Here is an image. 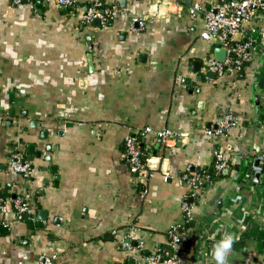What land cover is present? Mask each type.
Returning <instances> with one entry per match:
<instances>
[{"label": "crops", "instance_id": "crops-1", "mask_svg": "<svg viewBox=\"0 0 264 264\" xmlns=\"http://www.w3.org/2000/svg\"><path fill=\"white\" fill-rule=\"evenodd\" d=\"M37 1L0 0V196L23 195L33 210L26 222L12 212L0 220V264H144L173 227L181 264H217L226 235L227 264H264L262 241L234 249L245 217L264 230V175L249 178L264 158V13L232 37L252 42V61L218 76L205 63L222 46L202 38L206 22L188 8L236 0H100L118 8L107 26ZM225 115L236 125L208 136ZM146 128L147 168L132 174L125 141ZM164 129L181 136L166 144ZM17 149L32 163L29 182L8 165ZM215 151L228 168L193 196L179 179L212 167Z\"/></svg>", "mask_w": 264, "mask_h": 264}, {"label": "built area", "instance_id": "built-area-1", "mask_svg": "<svg viewBox=\"0 0 264 264\" xmlns=\"http://www.w3.org/2000/svg\"><path fill=\"white\" fill-rule=\"evenodd\" d=\"M37 0H11L14 6H21L24 3L33 4ZM49 1V0H48ZM57 8L64 11H80V24L82 26H91L95 22H99L103 26H107L114 12L118 8L114 5H106L103 1L95 0L83 4L81 0H52ZM178 6L180 11L182 6ZM191 16H202L206 22V27L202 33L205 40L216 39L219 45L226 50V57L223 62L216 59H210L205 63V69L213 72L218 76L233 74L241 70L246 64L252 61V42L234 43L232 37L238 33L242 26L252 20L257 14L264 13V0H236L224 1L213 8L206 10L200 4H194L188 8ZM136 30H143L145 23L142 20H134L133 27ZM237 121L233 116L225 115L216 127L210 128L206 134L210 137H218L224 135L230 130ZM149 128L142 129L135 135L129 136L125 141V149L129 164L130 173L136 174L147 168L148 158L142 146L143 137L152 133ZM157 136L168 144L174 138L181 135L175 134L173 131L164 129L156 132ZM215 163L209 169L192 168L184 173L179 182L190 188L193 196L204 191L215 183V178H219L224 170L228 168L222 153L215 151ZM8 165L12 171L21 175L24 180L30 181L32 173V163L23 150H14L8 161ZM263 187V186H262ZM264 188V187H263ZM262 188V190H263ZM184 216L187 221L192 219V205L185 202L183 205ZM13 213L15 220L18 222H26L32 219L33 210L29 200L23 195L16 197L0 196V220L7 214ZM5 226L8 223L2 221ZM178 227H173L168 232L169 249L162 246H156L146 257L144 264H181V244L183 234L177 231ZM137 246V248H139ZM127 250L133 249L132 242L125 244ZM135 249V248H134ZM40 264H55V259L51 257H41ZM129 264V263H123Z\"/></svg>", "mask_w": 264, "mask_h": 264}, {"label": "trees", "instance_id": "trees-1", "mask_svg": "<svg viewBox=\"0 0 264 264\" xmlns=\"http://www.w3.org/2000/svg\"><path fill=\"white\" fill-rule=\"evenodd\" d=\"M227 170V169H226ZM224 170L221 174V176L219 178H215L216 181H218L221 177H223L224 172L226 171ZM215 181V182H216ZM4 197V196H3ZM244 222L246 224H249L250 227L248 230H246L243 234H241V236L236 240L234 246V249H241L244 247L245 243L250 240V239H257L263 242L264 245V230L261 229L256 223H254L251 218L249 217H245ZM189 224V221L186 223V225ZM182 229L179 228L177 229V231L181 234H183V232L181 231ZM164 248L169 249V247L167 245L162 246Z\"/></svg>", "mask_w": 264, "mask_h": 264}, {"label": "water", "instance_id": "water-1", "mask_svg": "<svg viewBox=\"0 0 264 264\" xmlns=\"http://www.w3.org/2000/svg\"><path fill=\"white\" fill-rule=\"evenodd\" d=\"M39 1V0H38ZM37 1V2H38ZM98 23V22H97ZM226 57V50L224 48H217L215 50V59L218 61L223 62L225 60ZM211 59V57H208L206 61H209ZM199 81L201 80V77L199 76ZM261 83H264V79L261 81ZM263 87V85H262ZM34 147H31V152H34ZM39 156V155H38ZM49 161V160H47ZM263 162V167H261V163ZM252 170H253V175L251 173H249V178L250 180L253 178L254 184L257 185L260 183V177L262 175H264V158L262 157H257L255 159V162L252 166Z\"/></svg>", "mask_w": 264, "mask_h": 264}, {"label": "clouds", "instance_id": "clouds-1", "mask_svg": "<svg viewBox=\"0 0 264 264\" xmlns=\"http://www.w3.org/2000/svg\"><path fill=\"white\" fill-rule=\"evenodd\" d=\"M233 237L226 235L225 238L214 247L213 256L217 264H227V256L232 249Z\"/></svg>", "mask_w": 264, "mask_h": 264}]
</instances>
